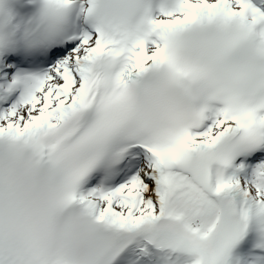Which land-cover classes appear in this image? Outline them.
<instances>
[{"label":"snow or ice","instance_id":"6c2138e0","mask_svg":"<svg viewBox=\"0 0 264 264\" xmlns=\"http://www.w3.org/2000/svg\"><path fill=\"white\" fill-rule=\"evenodd\" d=\"M0 0V264H264V0Z\"/></svg>","mask_w":264,"mask_h":264},{"label":"clouds","instance_id":"9594fccd","mask_svg":"<svg viewBox=\"0 0 264 264\" xmlns=\"http://www.w3.org/2000/svg\"><path fill=\"white\" fill-rule=\"evenodd\" d=\"M112 13L129 25H134L143 14L141 0H113Z\"/></svg>","mask_w":264,"mask_h":264}]
</instances>
